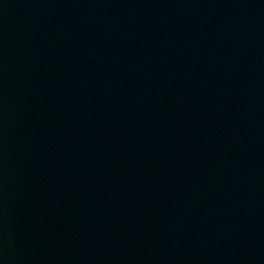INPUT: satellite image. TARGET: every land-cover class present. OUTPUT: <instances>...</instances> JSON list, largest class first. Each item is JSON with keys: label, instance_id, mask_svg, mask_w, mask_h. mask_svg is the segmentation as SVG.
I'll list each match as a JSON object with an SVG mask.
<instances>
[{"label": "water", "instance_id": "obj_1", "mask_svg": "<svg viewBox=\"0 0 264 264\" xmlns=\"http://www.w3.org/2000/svg\"><path fill=\"white\" fill-rule=\"evenodd\" d=\"M0 264H264V0H0Z\"/></svg>", "mask_w": 264, "mask_h": 264}]
</instances>
